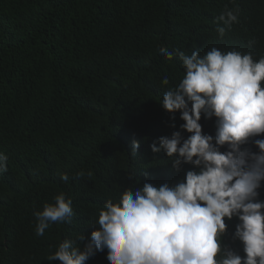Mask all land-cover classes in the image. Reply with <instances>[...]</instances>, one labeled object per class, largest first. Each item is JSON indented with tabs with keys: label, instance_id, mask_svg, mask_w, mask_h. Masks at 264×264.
<instances>
[{
	"label": "trees",
	"instance_id": "obj_1",
	"mask_svg": "<svg viewBox=\"0 0 264 264\" xmlns=\"http://www.w3.org/2000/svg\"><path fill=\"white\" fill-rule=\"evenodd\" d=\"M234 7L239 22L220 37L217 18ZM212 47L264 56V0H0V264H61L47 257L65 239L83 251L109 198L145 182L176 184L194 169H173L150 145L184 123L176 112L171 127L160 103L185 74L176 50L203 56ZM200 123L215 135L214 117ZM258 191L264 200V184ZM61 192L71 223L37 236L34 211ZM106 257L97 251L84 264Z\"/></svg>",
	"mask_w": 264,
	"mask_h": 264
},
{
	"label": "clouds",
	"instance_id": "obj_2",
	"mask_svg": "<svg viewBox=\"0 0 264 264\" xmlns=\"http://www.w3.org/2000/svg\"><path fill=\"white\" fill-rule=\"evenodd\" d=\"M239 13L234 7L217 18L220 37L239 22ZM176 54L185 74L160 103L172 114L171 127H176V112L184 123L150 148L164 152L177 171L184 164L194 169L176 184L145 182L125 190L116 202L109 198L90 224L94 230L84 250L65 239L47 257L50 262L84 264L106 250L109 264H264V200L258 191L264 184V139H254L264 135V56L256 60L251 52L215 47L203 56L199 51ZM161 83L168 86V78ZM202 115L215 118L214 136L202 131ZM182 131L190 135L185 138ZM250 142L258 151L247 147ZM139 148L140 142L133 140L130 154L137 156ZM6 161L0 153V172L7 171ZM61 179L68 182L69 176L61 174ZM54 201L33 213L37 236L53 222L71 223V200L61 192ZM233 217L239 223L232 238L242 243L243 256L223 244L225 218Z\"/></svg>",
	"mask_w": 264,
	"mask_h": 264
},
{
	"label": "rangeland",
	"instance_id": "obj_3",
	"mask_svg": "<svg viewBox=\"0 0 264 264\" xmlns=\"http://www.w3.org/2000/svg\"><path fill=\"white\" fill-rule=\"evenodd\" d=\"M225 223L227 225V230H226L225 235H226V237H229V239H233L232 237H233V234L235 232V226H236L237 223H239L238 218L233 217V219L231 221H225ZM230 245L241 256L244 255V253H243V246H242V243L239 240H232V242L230 243Z\"/></svg>",
	"mask_w": 264,
	"mask_h": 264
}]
</instances>
